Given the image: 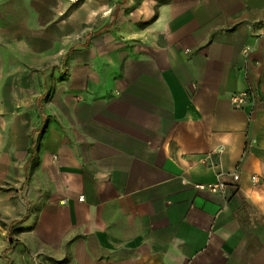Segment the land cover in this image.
Here are the masks:
<instances>
[{"label": "crops", "instance_id": "1", "mask_svg": "<svg viewBox=\"0 0 264 264\" xmlns=\"http://www.w3.org/2000/svg\"><path fill=\"white\" fill-rule=\"evenodd\" d=\"M14 3L0 264H264V0H117L71 45L49 0Z\"/></svg>", "mask_w": 264, "mask_h": 264}, {"label": "rangeland", "instance_id": "2", "mask_svg": "<svg viewBox=\"0 0 264 264\" xmlns=\"http://www.w3.org/2000/svg\"><path fill=\"white\" fill-rule=\"evenodd\" d=\"M17 3L12 4L14 11L18 13V18L27 21L28 23L36 22L38 19V10L36 2L39 0H13ZM117 0H49L51 10L59 15V20L55 22L56 26L62 22V25L67 29L66 33L71 36L66 37L65 43L71 45L75 41L77 35H82L88 27L86 21H89L88 15L95 9L105 10L107 6H112ZM10 5L0 4V9L5 10V7ZM18 8V10H17ZM12 20L3 19L2 23H10ZM57 27V26H56ZM53 28V26H52ZM54 40L62 39L61 36L54 33L51 36ZM56 58V57H52Z\"/></svg>", "mask_w": 264, "mask_h": 264}, {"label": "built area", "instance_id": "3", "mask_svg": "<svg viewBox=\"0 0 264 264\" xmlns=\"http://www.w3.org/2000/svg\"><path fill=\"white\" fill-rule=\"evenodd\" d=\"M264 38V25L261 27L260 32L258 33L256 37V42H259L260 39ZM252 47L245 48V55H249V53L252 51ZM232 102L234 106L238 109L245 108L247 106H250L252 110H256V107L258 106V96L254 89L249 88L246 90H243L232 97ZM234 182L239 181V175H233L232 177ZM253 181L256 182L257 179L253 178ZM203 189H207L214 193H223L225 189L227 188V181L224 178H221L217 183L208 185L205 187H202Z\"/></svg>", "mask_w": 264, "mask_h": 264}]
</instances>
